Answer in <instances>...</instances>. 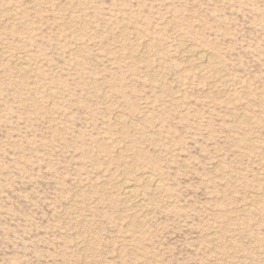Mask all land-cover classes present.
Instances as JSON below:
<instances>
[{
    "label": "rangeland",
    "instance_id": "374dc122",
    "mask_svg": "<svg viewBox=\"0 0 264 264\" xmlns=\"http://www.w3.org/2000/svg\"><path fill=\"white\" fill-rule=\"evenodd\" d=\"M0 264H264V0H0Z\"/></svg>",
    "mask_w": 264,
    "mask_h": 264
},
{
    "label": "bare ground",
    "instance_id": "6f19581e",
    "mask_svg": "<svg viewBox=\"0 0 264 264\" xmlns=\"http://www.w3.org/2000/svg\"><path fill=\"white\" fill-rule=\"evenodd\" d=\"M148 44V43H147ZM151 174H149V175H146V178L149 180V181H152V182H155L156 183V181H157V179H155V177H154V179L150 176ZM129 181V180H128ZM157 183H158V181H157ZM157 183H156V185H157ZM131 184V183H130ZM130 184H128V182H123L122 183V185H121V189L123 190V192L124 193H126V194H131L132 192H133V187L130 185ZM155 185V186H156ZM129 198V197H128ZM259 200V199H258Z\"/></svg>",
    "mask_w": 264,
    "mask_h": 264
}]
</instances>
